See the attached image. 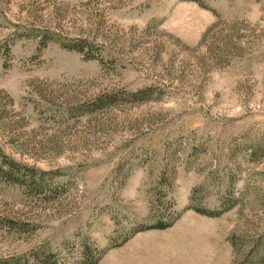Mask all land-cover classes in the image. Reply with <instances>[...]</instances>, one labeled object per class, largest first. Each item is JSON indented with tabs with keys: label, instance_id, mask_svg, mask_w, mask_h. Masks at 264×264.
Here are the masks:
<instances>
[{
	"label": "rangeland",
	"instance_id": "1",
	"mask_svg": "<svg viewBox=\"0 0 264 264\" xmlns=\"http://www.w3.org/2000/svg\"><path fill=\"white\" fill-rule=\"evenodd\" d=\"M99 255L264 264V0H0V263Z\"/></svg>",
	"mask_w": 264,
	"mask_h": 264
},
{
	"label": "trees",
	"instance_id": "2",
	"mask_svg": "<svg viewBox=\"0 0 264 264\" xmlns=\"http://www.w3.org/2000/svg\"><path fill=\"white\" fill-rule=\"evenodd\" d=\"M207 214H209L208 216H215V213H213V212H210V213H207ZM173 222H174V220H170V221L158 220L156 222V224L151 226L150 228L154 229V230H165V229L171 227ZM89 250L90 249H85V251H83V260H84V262H87V261L91 260V258H93V256H92L93 253H92V251H89ZM99 260H100V255L96 259H94V263L93 264H97ZM0 264H3V263H0ZM43 264H46V263H43Z\"/></svg>",
	"mask_w": 264,
	"mask_h": 264
}]
</instances>
